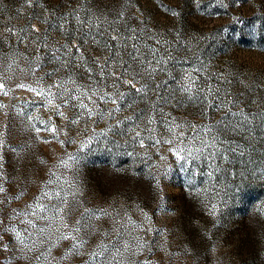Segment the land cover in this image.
I'll return each instance as SVG.
<instances>
[{
	"label": "rangeland",
	"instance_id": "374dc122",
	"mask_svg": "<svg viewBox=\"0 0 264 264\" xmlns=\"http://www.w3.org/2000/svg\"><path fill=\"white\" fill-rule=\"evenodd\" d=\"M160 4L180 15L173 17ZM74 8L81 20L100 25L91 29L93 34L111 33L115 27L127 35L128 27L135 28L141 33L136 42L146 60L153 59L150 48H157L168 60L160 66L164 70L153 77H137V88L147 85L141 93L117 84L126 95L115 119L68 125L42 106V97L15 87L20 82L35 86L37 78L42 85H49L54 80H67L69 73L81 86L88 85L89 76L82 64L61 67L51 78L48 75L60 67L51 52L73 39L85 40L88 66L97 71L91 61L103 50L83 35L88 28L78 25L71 15L65 29L59 28ZM121 13L123 19L119 18ZM33 25L39 32L32 31ZM97 39L103 44L108 35H98ZM156 40L161 43L156 44ZM37 64L39 71L33 76L30 69ZM187 74L196 79L192 98L179 90ZM0 75L12 89L7 97L0 95V101L8 106L0 111V125L7 124L4 156L9 181L5 186L11 185L10 195L24 189V195L10 208L31 203L41 185L52 180L49 190L59 191L68 200L66 223L71 226L80 219L85 225L81 234L88 233L89 250L102 241L110 249L116 244L123 251V242L134 244V237L165 243L156 231L163 229L168 252L154 247L148 255L155 264H264V0H33L31 6L25 0H0ZM112 83L107 79L110 90ZM209 87L213 94L217 88L221 95L230 94L229 99L236 102L232 110L242 108L249 121L238 127L239 117L228 116L220 123L225 111L206 107ZM65 112L72 115L68 108ZM49 117L67 131V136L60 137L65 140L63 145L44 143L51 140L50 133H36L35 128L44 127L40 120ZM117 120L122 122L117 125ZM171 122L181 125L174 129L175 135L168 131ZM204 125L215 126L213 132L206 136ZM137 131L141 135L134 139ZM213 134L227 142L218 143L227 159L217 152L210 168L207 151L197 158L196 149ZM150 137L161 143L153 147ZM141 138L144 147L138 142ZM68 139L75 143H68ZM165 139H173V144L163 143ZM9 145L16 147L18 154L12 153ZM177 145L185 149L180 153L184 160L170 151ZM229 147L235 151H227ZM210 171L211 176L207 175ZM50 202L59 203L55 197ZM86 208L112 215L85 221L81 214ZM116 213L125 221L126 231L114 230L121 228L113 220ZM131 222L150 225L152 231L134 229ZM39 223L44 226L43 221ZM54 229L55 225L45 235H52ZM69 243L52 248L54 264H82L79 256L59 260ZM48 246L38 245L35 254L43 253L40 260L24 259L16 253L13 264H45ZM140 259L143 257H131L133 264H139Z\"/></svg>",
	"mask_w": 264,
	"mask_h": 264
},
{
	"label": "snow or ice",
	"instance_id": "6c2138e0",
	"mask_svg": "<svg viewBox=\"0 0 264 264\" xmlns=\"http://www.w3.org/2000/svg\"><path fill=\"white\" fill-rule=\"evenodd\" d=\"M25 2L31 6L33 0H25ZM165 12L170 13L173 17L179 16L180 13L174 8H169L166 5L160 4ZM68 15H71L78 25H83L88 28V32L84 33L92 40L96 45H99L103 53L92 58V64L94 65L96 72L93 71V67L88 66V60L84 55L83 44L84 39L79 41L73 39L71 43H65L58 48H55L51 52V58L55 61L60 62V67H57L53 72L48 73L49 77L56 75L61 69L67 68L70 64L80 67L83 65L85 71L89 76V83L87 86H81L77 83L75 79L72 78L71 73L68 74V79L54 80L49 85H42L40 78L35 81V86L32 83L20 82L15 85L18 89H24L26 91L34 93L37 97H42V106L49 108L53 114L59 117L62 121H65L68 125L78 126L82 120H105V119H115L114 114L120 112V101L125 98L126 93L120 91L117 84H126L130 88L134 89L136 93H141L146 90L147 85H141L137 88L136 84L140 83L137 79L138 76L146 74L149 77H153L158 71H163L164 69L160 66L162 64L166 65L168 60L164 56L159 55V50L157 48H150L151 56L153 59H147L141 53L140 46L136 42L141 33L137 32V29L128 27L127 35H124L118 28L112 27L111 33L97 32L93 34L91 29L93 27L99 29V24H93L90 19L81 20L79 16V11L77 9H72V12L64 16L65 23H61L59 28L61 30L65 29ZM120 19H123V13L120 14ZM99 19V17H97ZM116 22L114 21L113 24ZM12 31V29H8ZM33 32H39V29L32 26ZM107 34L108 39L101 44V40L97 39V36ZM114 42V43H113ZM156 44H160V40L155 41ZM165 43H167L165 41ZM44 47H48L47 43L44 42ZM131 48V51L128 49ZM63 49V51H61ZM127 56V59H125ZM172 57L169 55L168 59ZM40 58L37 57V60ZM136 67H133V65ZM11 67V65L9 66ZM122 69V70H121ZM23 71V69H21ZM31 74L35 76V73L39 71V65L35 68L30 69ZM198 71V70H197ZM107 79H112L113 83L111 85V90L107 85ZM184 83L180 87V91L189 94V98L194 95L193 88L196 84V79L190 74L182 77ZM71 84L72 87L68 85ZM159 87V85H157ZM12 91L9 88L6 79L3 75H0V95L7 97ZM196 91H200L197 89ZM211 96L212 99L208 97ZM230 94L221 95L220 90L217 88L215 94H213L212 88L209 87L207 95H205L206 107H215L217 110H224L226 115L222 118L220 123H224L228 116L233 118L239 117L237 120V126L244 125L249 121V114L245 113L242 108L238 111H233V106L236 102L229 99ZM113 105L112 108H101L100 105ZM8 106L0 101V111H3ZM65 108L72 111V115L68 116L65 112ZM7 115V112L3 113ZM39 119V117H34ZM126 119H131L127 117ZM122 121L117 120V125ZM149 120V123H152ZM40 123L44 125L43 128H35L36 133L45 131L50 133L51 140L45 139L44 143H52L56 141L63 145L65 143L61 136H67V131L63 126H58L51 117L48 120H40ZM172 126L169 127L168 131L173 132L174 129L180 128L181 125L171 122ZM191 127L196 128V125ZM215 126L204 125L203 131L206 136L213 132ZM7 124L0 125V264H13L17 259L16 253L20 254L21 258L29 259L33 258L36 260L41 259V254H35L38 252V245H49L47 248L48 256L44 257L45 264H54L55 258L51 257L52 248L58 247L62 242H70L66 250L61 253L59 260L68 261L69 257L79 256L82 259V264H133L131 257H143L139 260V264H155L153 259L150 258L148 253L153 252V248H158L161 252H168L166 247V235L165 230L157 229L156 231L164 236L165 243H153L147 238L134 237L135 243L125 240L122 244L123 251L121 247L116 244L111 246L103 244L101 241L97 244L96 248L89 250L86 248L88 244V233L84 232L82 235V228L85 227L81 223L80 219H77L74 225H68L65 221V209L68 203L67 197H61L60 192L50 191L49 185L54 183L52 180L44 182L40 189L39 195H36L31 203H27L23 208L9 207L12 202L19 201L24 195L23 187L21 190L10 195V187H6L8 184L9 176L7 175V170L5 168V156L4 150L6 146L5 131ZM154 131V130H153ZM140 132L137 131L135 137H140ZM183 136V132L180 133ZM153 141V147L161 143L160 139L155 137H150ZM68 143H75L74 139H68ZM90 142V141H89ZM141 147H144V139L141 138L139 141ZM83 143V142H82ZM163 143L172 145L173 139H165ZM182 143V141H180ZM218 143H227L226 141H220L218 134L211 135L210 139H205L201 141V148L196 149L197 158L200 153L207 151V155L210 158L209 167L212 168V161L215 160L217 152H220L222 159H227L225 151H222L218 147ZM10 151L14 154H18V149L16 147L8 146ZM178 159L184 160L185 157L180 153L184 152L185 149L179 147L170 149ZM227 151H235V148L229 147ZM131 155V153H129ZM189 156L192 155L191 151L188 153ZM69 159H75V157L69 156ZM161 159H164L162 156ZM61 163L67 166V162L61 160ZM14 168V166H13ZM55 175V173H51ZM207 175L211 176L210 171ZM157 187L159 186V180H157ZM26 187V185H25ZM55 197L59 203L52 204L50 201ZM49 201V203H45ZM215 210V205H213V211ZM85 221L96 219L99 220L102 216H110L112 213L105 210L93 211L91 209H84L81 214ZM119 213L113 216V220L116 224H120L121 228H114L115 231L121 232L126 231L125 221L123 219H118ZM145 219H149L148 214L144 213ZM43 221L44 226H40ZM130 221V217H129ZM133 228H142V231L147 233L151 232L152 228L142 227L136 225L135 222H131ZM23 225V227H21ZM53 225H55L54 232L52 235H45L49 232ZM105 235H108L105 233ZM131 235V233H129ZM7 237V238H6ZM53 237H55L53 239ZM31 254V255H30ZM127 254V259L125 257Z\"/></svg>",
	"mask_w": 264,
	"mask_h": 264
}]
</instances>
